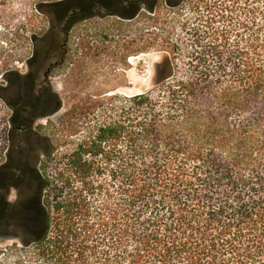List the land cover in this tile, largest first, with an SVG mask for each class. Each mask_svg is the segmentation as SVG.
<instances>
[{
  "label": "trees",
  "instance_id": "trees-1",
  "mask_svg": "<svg viewBox=\"0 0 264 264\" xmlns=\"http://www.w3.org/2000/svg\"><path fill=\"white\" fill-rule=\"evenodd\" d=\"M76 3L145 9L160 56L150 88L90 106L78 139L34 155L38 231L7 235L9 264H264V0Z\"/></svg>",
  "mask_w": 264,
  "mask_h": 264
},
{
  "label": "rangeland",
  "instance_id": "rangeland-1",
  "mask_svg": "<svg viewBox=\"0 0 264 264\" xmlns=\"http://www.w3.org/2000/svg\"><path fill=\"white\" fill-rule=\"evenodd\" d=\"M37 1L0 0V87L8 88L12 83L25 85L24 77L29 69H36L37 61L43 65V74L57 59V52L64 53L63 62L51 70L47 81L52 98L58 100L54 109L57 111L41 115L34 125L35 155L44 153L60 139H78V130H84L81 123L93 116L90 106L105 102L111 95L150 88L160 56L147 46L151 16L145 9L132 17V6L126 4L116 12L80 19L71 26L63 19L69 12L64 0H55L59 2L44 13L36 9ZM165 10L164 5L159 10L163 20ZM42 33L48 34L47 40L43 43L37 38L36 44L42 43L48 50L31 61L36 45L33 37ZM141 48L144 49L139 51ZM99 110L97 106L94 111L100 115ZM11 113L6 101L0 98V156L8 146ZM45 158L42 154L41 159ZM34 166L36 169V161ZM20 244L19 238L0 234V264L17 260L19 250L15 247L20 249Z\"/></svg>",
  "mask_w": 264,
  "mask_h": 264
},
{
  "label": "flooded vegetation",
  "instance_id": "flooded-vegetation-1",
  "mask_svg": "<svg viewBox=\"0 0 264 264\" xmlns=\"http://www.w3.org/2000/svg\"><path fill=\"white\" fill-rule=\"evenodd\" d=\"M68 8L69 12L63 19L65 24L69 23L71 26L80 19L101 13L110 14L106 10L103 11L104 7L101 3H92L90 10L83 11L76 0H71ZM60 30L65 29L63 27ZM55 56L57 59L44 69L43 74L41 73L43 65H39L37 61L36 69H29L24 77L25 85L19 87L16 83H12L8 88H4L5 94L7 93L6 103L11 108L12 115L8 146L5 148L4 155L0 156V234L28 232L29 224L26 223V227L23 226L24 214L28 216L30 223L31 231L28 233L33 234L38 231L35 219L40 212V207L38 201L29 196L33 189L36 172L34 166L36 149L33 146V136H36L34 125L41 115H49L57 111L54 109L58 106V100L52 98L51 86L47 81L51 70L63 62L64 53L57 52ZM29 141L31 145L27 152L21 150L22 143Z\"/></svg>",
  "mask_w": 264,
  "mask_h": 264
},
{
  "label": "water",
  "instance_id": "water-1",
  "mask_svg": "<svg viewBox=\"0 0 264 264\" xmlns=\"http://www.w3.org/2000/svg\"><path fill=\"white\" fill-rule=\"evenodd\" d=\"M28 224L29 225H27V230H28V232H30L31 231V229H30V223L28 222Z\"/></svg>",
  "mask_w": 264,
  "mask_h": 264
}]
</instances>
